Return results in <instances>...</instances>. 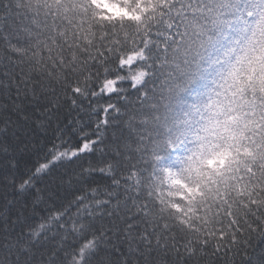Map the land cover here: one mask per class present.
<instances>
[{
  "label": "snow or ice",
  "instance_id": "snow-or-ice-1",
  "mask_svg": "<svg viewBox=\"0 0 264 264\" xmlns=\"http://www.w3.org/2000/svg\"><path fill=\"white\" fill-rule=\"evenodd\" d=\"M220 260L264 264V0H0V264Z\"/></svg>",
  "mask_w": 264,
  "mask_h": 264
},
{
  "label": "trees",
  "instance_id": "trees-1",
  "mask_svg": "<svg viewBox=\"0 0 264 264\" xmlns=\"http://www.w3.org/2000/svg\"><path fill=\"white\" fill-rule=\"evenodd\" d=\"M97 179H99V177H97ZM217 264H224L223 260L217 261Z\"/></svg>",
  "mask_w": 264,
  "mask_h": 264
}]
</instances>
